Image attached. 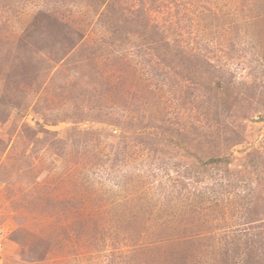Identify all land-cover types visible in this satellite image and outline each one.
<instances>
[{"label": "rangeland", "instance_id": "1", "mask_svg": "<svg viewBox=\"0 0 264 264\" xmlns=\"http://www.w3.org/2000/svg\"><path fill=\"white\" fill-rule=\"evenodd\" d=\"M262 106L264 0H0V264H264Z\"/></svg>", "mask_w": 264, "mask_h": 264}, {"label": "trees", "instance_id": "2", "mask_svg": "<svg viewBox=\"0 0 264 264\" xmlns=\"http://www.w3.org/2000/svg\"><path fill=\"white\" fill-rule=\"evenodd\" d=\"M245 87L246 86H241V89L246 90V89H244ZM249 101H250L249 98H244L245 104L248 103ZM262 109L264 110V106H262ZM198 159H199L198 168L203 172L204 175L207 174V172L209 170V167L210 168L213 167L215 169H219L220 164L224 163V162H222L223 161L222 159L216 158V157L215 158H211V160L202 159L201 157H198ZM262 241H264V240H262Z\"/></svg>", "mask_w": 264, "mask_h": 264}]
</instances>
